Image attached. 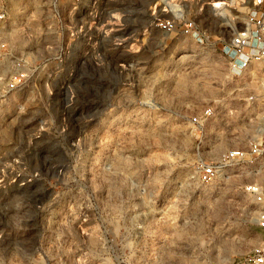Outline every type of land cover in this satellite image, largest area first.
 <instances>
[{
  "label": "rangeland",
  "instance_id": "1",
  "mask_svg": "<svg viewBox=\"0 0 264 264\" xmlns=\"http://www.w3.org/2000/svg\"><path fill=\"white\" fill-rule=\"evenodd\" d=\"M158 2L106 0L96 45L51 65L56 94L39 140L0 120V264H204L262 238L240 188L264 184V169L232 168L199 187L188 121L217 107L202 149L216 147L212 157L264 138L262 107L246 103L258 77L228 70L219 54L230 33L201 2L183 10L202 43L157 26L169 17Z\"/></svg>",
  "mask_w": 264,
  "mask_h": 264
},
{
  "label": "built area",
  "instance_id": "2",
  "mask_svg": "<svg viewBox=\"0 0 264 264\" xmlns=\"http://www.w3.org/2000/svg\"><path fill=\"white\" fill-rule=\"evenodd\" d=\"M123 2L125 0H107ZM162 12L169 17L156 22L171 32L180 25L182 33L202 43L195 20L184 17L186 0H159ZM218 17L230 33L219 54L234 76L258 77L259 95L246 99L248 108L260 105L254 119L264 125V0H197ZM106 0H0V120L30 131V141L39 140L51 122L39 116L47 114L55 97L51 78L53 64L62 63L80 49L96 45L103 32ZM219 5V7H217ZM217 39L222 41V37ZM39 112V113H38ZM213 105L190 116L195 128L196 165L192 180L199 187H213L232 168L249 167L253 177L264 169V138H253L247 146L228 149L212 157V147L203 151L205 130L218 117ZM42 118V119H41ZM41 119V120H40ZM44 126V127H43ZM100 152L104 142L100 141ZM102 158L106 160V156ZM107 161V160H106ZM242 193L254 204V225L262 238L247 252L225 259L213 258L204 264H264V184L254 181L241 186ZM166 209V206L165 208ZM165 211V210H164ZM164 219V218H163Z\"/></svg>",
  "mask_w": 264,
  "mask_h": 264
},
{
  "label": "bare ground",
  "instance_id": "3",
  "mask_svg": "<svg viewBox=\"0 0 264 264\" xmlns=\"http://www.w3.org/2000/svg\"><path fill=\"white\" fill-rule=\"evenodd\" d=\"M252 78H254V77H252ZM215 149H216V147L211 150V154L212 155L215 153ZM217 152H218V149H217ZM191 180H192V177H191ZM252 220L254 221V213H253V216H252Z\"/></svg>",
  "mask_w": 264,
  "mask_h": 264
},
{
  "label": "snow or ice",
  "instance_id": "4",
  "mask_svg": "<svg viewBox=\"0 0 264 264\" xmlns=\"http://www.w3.org/2000/svg\"><path fill=\"white\" fill-rule=\"evenodd\" d=\"M258 2H259V0H258ZM217 7H219V5H217Z\"/></svg>",
  "mask_w": 264,
  "mask_h": 264
}]
</instances>
